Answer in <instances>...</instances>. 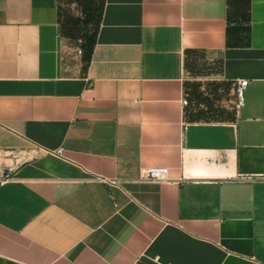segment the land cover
I'll return each instance as SVG.
<instances>
[{
	"label": "crops",
	"instance_id": "1",
	"mask_svg": "<svg viewBox=\"0 0 264 264\" xmlns=\"http://www.w3.org/2000/svg\"><path fill=\"white\" fill-rule=\"evenodd\" d=\"M3 170L0 264H264V0H0Z\"/></svg>",
	"mask_w": 264,
	"mask_h": 264
},
{
	"label": "built area",
	"instance_id": "2",
	"mask_svg": "<svg viewBox=\"0 0 264 264\" xmlns=\"http://www.w3.org/2000/svg\"><path fill=\"white\" fill-rule=\"evenodd\" d=\"M247 79H242L239 81L238 85V93L241 94L242 91L246 88L248 84ZM184 104H187V100H183ZM242 181H254L256 179L264 181V175H257V176H252V175H242L238 177ZM7 179H9V173L7 171H2L0 173V182H4ZM98 180L100 181H108L107 179L103 177H97ZM137 181H145V182H157V183H162V182H169L171 181L170 175H169V168L166 166H150L147 168L142 169L141 174L139 178H137Z\"/></svg>",
	"mask_w": 264,
	"mask_h": 264
}]
</instances>
